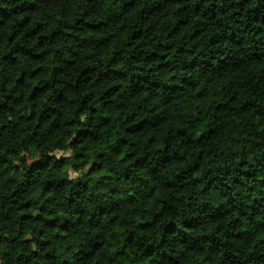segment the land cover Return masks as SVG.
<instances>
[{"label":"clouds","instance_id":"clouds-1","mask_svg":"<svg viewBox=\"0 0 264 264\" xmlns=\"http://www.w3.org/2000/svg\"><path fill=\"white\" fill-rule=\"evenodd\" d=\"M0 264H264V0H0Z\"/></svg>","mask_w":264,"mask_h":264}]
</instances>
